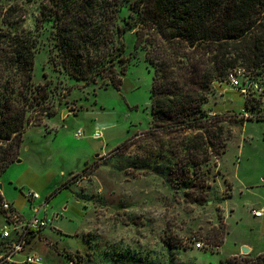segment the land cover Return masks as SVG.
Masks as SVG:
<instances>
[{"label": "rangeland", "instance_id": "obj_1", "mask_svg": "<svg viewBox=\"0 0 264 264\" xmlns=\"http://www.w3.org/2000/svg\"><path fill=\"white\" fill-rule=\"evenodd\" d=\"M43 2L0 0V28H8L3 24L8 17L38 39L34 81L50 85L47 107L55 112L40 126L30 125L20 162L1 178L2 194L13 208H0V240L4 229L11 230L0 254L25 234L37 207L39 217L51 223L14 264H28V255L41 256L43 264H76L65 252L80 264H150L167 258L168 244L170 258L184 263L233 264L264 254V217L253 215L264 211L263 80L241 67L233 71L239 88L227 81L213 85L206 105L210 115L234 114L239 122L222 124L221 155L200 167L183 162L201 184L192 192L179 189L168 178L181 163L172 150L178 146H161L146 136L154 73L146 51L135 50V32L124 37L129 67L121 89L105 88L103 81L86 85L60 73L54 28L39 21ZM79 130L84 137H76ZM96 133L103 137L96 139ZM127 141L130 148L120 149ZM33 192L40 199H28Z\"/></svg>", "mask_w": 264, "mask_h": 264}, {"label": "trees", "instance_id": "obj_2", "mask_svg": "<svg viewBox=\"0 0 264 264\" xmlns=\"http://www.w3.org/2000/svg\"><path fill=\"white\" fill-rule=\"evenodd\" d=\"M39 21L54 28L60 73L118 90L129 67L124 37L135 32V50L146 51L154 73L146 136L161 146H178L172 150L181 163L168 178L190 192L201 183L183 162L200 167L221 155L226 146L222 124L239 122L234 114L210 115L206 105L213 85L241 67L264 82V0H44ZM15 23L6 17L3 24L9 29L0 28V182L18 160L30 125L40 126L44 117L55 115L47 107L53 97L50 85L34 81L38 39ZM131 145L127 141L120 149ZM4 201L0 191V208ZM41 232H31L27 243ZM169 247L167 258L150 264H195L170 258ZM65 258L80 264L70 253ZM233 264H264V254Z\"/></svg>", "mask_w": 264, "mask_h": 264}, {"label": "built area", "instance_id": "obj_3", "mask_svg": "<svg viewBox=\"0 0 264 264\" xmlns=\"http://www.w3.org/2000/svg\"><path fill=\"white\" fill-rule=\"evenodd\" d=\"M227 83L231 85L234 88H239L241 86V82L239 79V76L232 72L229 74ZM257 87V86H256ZM242 93L246 94V90H242ZM77 138L84 137V133L82 130H79L76 133ZM96 139H101L103 137L102 133H96L94 136ZM28 199L35 201L40 199V195L38 193H30L28 194ZM12 204L10 202L4 201L2 204V209L9 211L12 209ZM35 215L33 218L28 222L27 229L25 234H21L19 236V239L17 242L14 243L12 248L9 252L5 254H0V263L1 264H14L15 257L18 256L20 253H22L25 250V247L27 245V236L32 233L40 232L47 228L50 225V221L48 219H42L39 217V213L41 211V207L34 208ZM253 215L257 218H261L264 216V211H253ZM11 237V230L6 228L4 229L2 233L3 239H9ZM196 247L198 249L204 248V242L197 241ZM28 264H43V258L39 255H28L26 258V261Z\"/></svg>", "mask_w": 264, "mask_h": 264}, {"label": "water", "instance_id": "obj_4", "mask_svg": "<svg viewBox=\"0 0 264 264\" xmlns=\"http://www.w3.org/2000/svg\"><path fill=\"white\" fill-rule=\"evenodd\" d=\"M17 162L19 163L20 161L17 160ZM0 191H1V192L3 191V184H1V183H0ZM249 251H250V249H244L243 253L248 254Z\"/></svg>", "mask_w": 264, "mask_h": 264}, {"label": "crops", "instance_id": "obj_5", "mask_svg": "<svg viewBox=\"0 0 264 264\" xmlns=\"http://www.w3.org/2000/svg\"><path fill=\"white\" fill-rule=\"evenodd\" d=\"M8 202H9V201H8ZM10 203H11V202H10ZM11 204H12V203H11ZM12 205H13V204H12ZM263 217H264V216H263ZM263 217H261V218H263ZM261 218H258V219H261ZM36 237H38V236H36ZM36 237H35V238H36Z\"/></svg>", "mask_w": 264, "mask_h": 264}]
</instances>
